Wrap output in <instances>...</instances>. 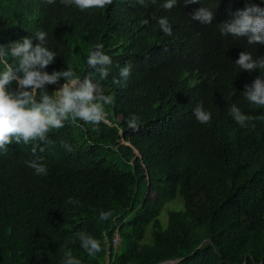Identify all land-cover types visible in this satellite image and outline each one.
Returning a JSON list of instances; mask_svg holds the SVG:
<instances>
[{"label": "trees", "instance_id": "1", "mask_svg": "<svg viewBox=\"0 0 264 264\" xmlns=\"http://www.w3.org/2000/svg\"><path fill=\"white\" fill-rule=\"evenodd\" d=\"M164 2L113 0L81 11L61 0H0V46L25 37L35 45L42 30L57 56L45 71L71 68L112 97L98 131L88 124L49 132L54 146L36 153L46 177L26 164L35 159L32 144L0 150V264H62L68 251L81 264H264V121L242 128L228 114L236 104L245 115H264L242 95L264 72L234 64L243 51L264 56V45L220 33L248 0H178L172 10ZM251 3L264 8L262 0ZM200 7L214 13L211 25L191 19ZM162 17L170 36L157 23ZM96 44L113 62L103 80L86 65ZM129 62L132 73L117 86V66ZM201 102L208 124L193 115ZM133 114L138 130L127 124ZM69 197L79 203H66ZM175 200L182 206L168 210L164 224L161 210ZM102 210L113 217L100 221ZM79 231L103 250L88 256Z\"/></svg>", "mask_w": 264, "mask_h": 264}, {"label": "clouds", "instance_id": "2", "mask_svg": "<svg viewBox=\"0 0 264 264\" xmlns=\"http://www.w3.org/2000/svg\"><path fill=\"white\" fill-rule=\"evenodd\" d=\"M52 4L55 0H46ZM144 4V0H138ZM155 3L156 0H151ZM264 2V0H262ZM64 6L75 5L81 11L93 8H105L113 0H61ZM199 3V0H184V5ZM178 0H165L163 8L172 10ZM191 19L201 25H211L214 13L205 7H200L191 14ZM157 23L165 35H172L171 26L166 17L159 18ZM220 33L223 36L246 38L249 45H264V8L252 4L251 0L245 2V8L237 11L233 18L220 24ZM35 45L33 39L25 37L21 41L13 42L7 47L0 46V62L4 63L0 70V150L7 151L8 145L32 144V154L35 159L26 161L28 167L34 169L38 176L48 175L47 167L41 162L42 157L37 156V150L44 152L45 147L54 146L49 139V132L69 125L73 128L84 129V125L91 124L94 130L106 121L105 105L112 103V97L103 94L98 82L90 77L81 78L71 69L45 71L54 63L56 53L46 47L47 33L40 30L36 33ZM10 56L15 61V67L8 63ZM112 59L103 51V45L96 44L89 52L86 65L99 76L106 79L112 67ZM240 71L252 73L257 69L264 72V56L253 57L251 53L243 51L235 61ZM120 79H113V83L120 86L121 81H127L132 73V63L117 66ZM65 83L52 94L46 90L47 85ZM15 82L16 87L12 88ZM243 97L252 105L264 108V76H258L250 85H245ZM228 114L240 126L247 127L253 119L264 121V115L252 117L241 112L236 104L228 109ZM193 115L200 124L211 121V113L204 110L202 102L197 104ZM128 127L138 130L139 118L133 114L127 121ZM41 145H44L43 147ZM61 147L71 152L70 144L61 141ZM68 204L76 205L78 200L69 197ZM113 217L111 211H100L99 220L107 221ZM80 246L90 257H95L102 249L101 241L86 231L76 233ZM62 264H81V261L68 251L64 255Z\"/></svg>", "mask_w": 264, "mask_h": 264}, {"label": "rangeland", "instance_id": "3", "mask_svg": "<svg viewBox=\"0 0 264 264\" xmlns=\"http://www.w3.org/2000/svg\"><path fill=\"white\" fill-rule=\"evenodd\" d=\"M61 86L57 87V90H59ZM182 206V202H178L177 200L175 201H168L164 204L163 209L161 210L160 213V219H163V223L166 224L167 221V212L170 209H177L180 208ZM147 237H149L150 239V235H149V231H147L146 233ZM119 242V238L117 237V235H115V238L113 239V244H117Z\"/></svg>", "mask_w": 264, "mask_h": 264}, {"label": "water", "instance_id": "4", "mask_svg": "<svg viewBox=\"0 0 264 264\" xmlns=\"http://www.w3.org/2000/svg\"><path fill=\"white\" fill-rule=\"evenodd\" d=\"M180 260L181 259L166 260V261L160 262L158 264H173V263H176V262H178Z\"/></svg>", "mask_w": 264, "mask_h": 264}, {"label": "built area", "instance_id": "5", "mask_svg": "<svg viewBox=\"0 0 264 264\" xmlns=\"http://www.w3.org/2000/svg\"><path fill=\"white\" fill-rule=\"evenodd\" d=\"M115 238V237H114ZM119 238V237H118ZM114 245H116V244H114Z\"/></svg>", "mask_w": 264, "mask_h": 264}]
</instances>
